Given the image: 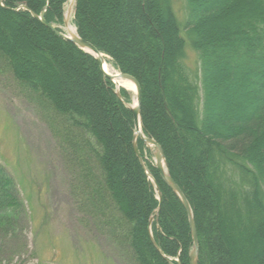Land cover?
<instances>
[{
  "label": "trees",
  "instance_id": "obj_1",
  "mask_svg": "<svg viewBox=\"0 0 264 264\" xmlns=\"http://www.w3.org/2000/svg\"><path fill=\"white\" fill-rule=\"evenodd\" d=\"M67 1L0 0V63L55 115L92 205L110 214L115 241L137 264H190L189 213L141 138L145 163L135 152L133 93L33 16L46 7L47 22L61 29ZM184 1L182 25L173 0H75L74 25L117 71L138 80L142 131L162 146L190 203L198 264H264V0L223 8ZM210 18L228 27L212 35ZM188 45L196 70L186 62ZM217 73H237L250 90L256 105L245 121L214 113L223 99ZM15 190L0 166V233L22 205Z\"/></svg>",
  "mask_w": 264,
  "mask_h": 264
},
{
  "label": "rangeland",
  "instance_id": "obj_2",
  "mask_svg": "<svg viewBox=\"0 0 264 264\" xmlns=\"http://www.w3.org/2000/svg\"><path fill=\"white\" fill-rule=\"evenodd\" d=\"M202 1L223 8L229 0ZM71 2L75 0H68L66 21L61 26L67 35L69 28L77 33ZM173 4L184 25L185 1L173 0ZM210 22L212 35L228 27L219 28L211 18ZM187 52L186 62L196 70L198 55L189 45ZM216 75L214 84L223 99L214 113L218 118L245 121L256 105L250 90L240 83L237 73ZM61 128L45 103L0 63V166L13 179L22 202L16 221L0 233V264H137L131 250L113 238L109 212L92 205L79 168L69 160L58 135ZM146 147L155 155L154 146ZM146 156L150 157L149 153Z\"/></svg>",
  "mask_w": 264,
  "mask_h": 264
},
{
  "label": "water",
  "instance_id": "obj_3",
  "mask_svg": "<svg viewBox=\"0 0 264 264\" xmlns=\"http://www.w3.org/2000/svg\"><path fill=\"white\" fill-rule=\"evenodd\" d=\"M1 1H3V0H1ZM46 9L47 8L45 7L40 15L33 13V16L36 17L37 19H39L45 25L51 27L57 34H59L63 38L69 39L70 41H72L73 43L78 45L80 48H82V49L86 50L87 52L93 54L98 59L100 65L102 67V70L104 71L106 76L109 77L110 79L115 80L113 75L107 73L104 70V67H103L104 58L102 56H98V54L102 55L103 53H101L100 50L93 43L83 39L79 34H77L75 37H71V36L67 35L66 33H64L63 31H61L60 29H58L57 27H55L53 24H50L49 22H47V20L45 19ZM116 76L123 79V80L132 81L136 86L137 105L131 106V108L133 110L134 122H135V127H136V133H135V138H134L135 152L138 155V157L140 158V160L142 161V163H144L143 157L141 155V152H140V149H139V146L137 143V139L139 137L142 139V141L147 146H151V145L155 146V148H156V151H155L156 168L159 170L161 176L163 177L165 182L168 184V186L174 192H176L179 195V197L181 198L184 206L186 207V209L189 213L190 227H191V232H192L193 241H194V247L190 253V264H198V260H199L198 234H197L196 224H195V221H194V218L192 215V209H191L190 203H189L187 197L184 195L183 191L181 190L180 186L176 183V181L171 176V174L168 173L165 169V166H166L165 153H164L162 146L154 138L145 136L144 133L142 132L141 122H140V113H141V107L140 106H141L142 93H141L140 84L134 76H132L128 73L118 72V74ZM123 87H125V86H123ZM159 196H160V200H162V195H161L160 191H159Z\"/></svg>",
  "mask_w": 264,
  "mask_h": 264
},
{
  "label": "bare ground",
  "instance_id": "obj_4",
  "mask_svg": "<svg viewBox=\"0 0 264 264\" xmlns=\"http://www.w3.org/2000/svg\"><path fill=\"white\" fill-rule=\"evenodd\" d=\"M69 36L71 37H75L77 35L76 31L72 28H69V33H68ZM98 56H102L104 58V70L113 75L116 82L119 83L120 85H123L125 86L126 88L130 89L131 91L135 92L136 93V86L135 84L132 82V81H129V80H123L119 77H117L116 75L118 74V71L116 69H114L111 65V63L108 61V57L105 55V54H98ZM137 105V100L135 99L134 103H133V106H136ZM153 147V146H151Z\"/></svg>",
  "mask_w": 264,
  "mask_h": 264
}]
</instances>
